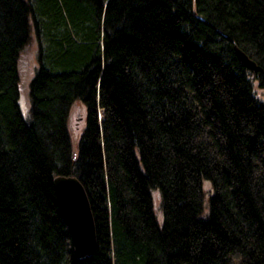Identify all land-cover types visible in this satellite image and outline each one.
Segmentation results:
<instances>
[{
  "label": "trees",
  "instance_id": "trees-1",
  "mask_svg": "<svg viewBox=\"0 0 264 264\" xmlns=\"http://www.w3.org/2000/svg\"><path fill=\"white\" fill-rule=\"evenodd\" d=\"M59 174L87 191L91 254ZM0 264H264V0H0Z\"/></svg>",
  "mask_w": 264,
  "mask_h": 264
},
{
  "label": "water",
  "instance_id": "water-1",
  "mask_svg": "<svg viewBox=\"0 0 264 264\" xmlns=\"http://www.w3.org/2000/svg\"><path fill=\"white\" fill-rule=\"evenodd\" d=\"M237 58L249 69L260 70L253 59L235 46ZM56 202L67 223L74 252L77 256L91 254L96 248V228L89 196L82 182L71 175L53 178Z\"/></svg>",
  "mask_w": 264,
  "mask_h": 264
},
{
  "label": "rangeland",
  "instance_id": "rangeland-1",
  "mask_svg": "<svg viewBox=\"0 0 264 264\" xmlns=\"http://www.w3.org/2000/svg\"><path fill=\"white\" fill-rule=\"evenodd\" d=\"M30 23L31 19H30ZM37 53H38V42L36 35L33 31V28L30 29L29 40L25 49L21 55V74H20V85H19V105L22 112V115L25 118L29 117V107H30V99L28 94V84L29 80L31 79L32 75L37 68ZM257 94L261 97L263 96L261 90L254 86ZM83 117H84V110L82 106L77 103L71 112V119H70V132L72 137L76 139L82 130L83 127ZM203 189L205 191V199H206V206L209 195L212 193L210 184L207 181L203 183ZM152 203H153V212L158 223H162V211H161V195L159 189H152Z\"/></svg>",
  "mask_w": 264,
  "mask_h": 264
}]
</instances>
